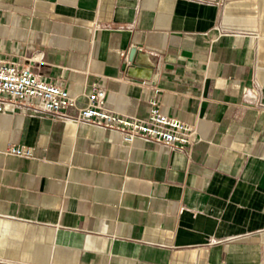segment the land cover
I'll use <instances>...</instances> for the list:
<instances>
[{"label": "crops", "instance_id": "0c3cea01", "mask_svg": "<svg viewBox=\"0 0 264 264\" xmlns=\"http://www.w3.org/2000/svg\"><path fill=\"white\" fill-rule=\"evenodd\" d=\"M0 60L197 139L0 112V264H264V0H0Z\"/></svg>", "mask_w": 264, "mask_h": 264}, {"label": "built area", "instance_id": "2783aa9c", "mask_svg": "<svg viewBox=\"0 0 264 264\" xmlns=\"http://www.w3.org/2000/svg\"><path fill=\"white\" fill-rule=\"evenodd\" d=\"M157 96L155 90L148 101L147 115L136 118L106 109L105 91L94 85L90 92L84 94L85 106L78 108L75 116H67L65 111L75 106V98L63 87L39 80L28 64L0 60V112H12L26 106L51 118L118 132L127 145L138 138L176 150L193 145L197 141L195 127L163 114ZM4 153L27 159L33 156L30 148L13 145H8Z\"/></svg>", "mask_w": 264, "mask_h": 264}, {"label": "water", "instance_id": "95a60500", "mask_svg": "<svg viewBox=\"0 0 264 264\" xmlns=\"http://www.w3.org/2000/svg\"><path fill=\"white\" fill-rule=\"evenodd\" d=\"M137 58L138 57H137L136 50L131 49L128 53V61L131 62L133 65L142 66L140 63H138ZM133 73L142 74V75L145 74L146 77H148V75H149V72H145V71H142V70L137 69V68L135 70H133Z\"/></svg>", "mask_w": 264, "mask_h": 264}, {"label": "clouds", "instance_id": "9594fccd", "mask_svg": "<svg viewBox=\"0 0 264 264\" xmlns=\"http://www.w3.org/2000/svg\"><path fill=\"white\" fill-rule=\"evenodd\" d=\"M2 240H3V237L0 236V241H2ZM3 247H4L3 243H0V249H2Z\"/></svg>", "mask_w": 264, "mask_h": 264}]
</instances>
